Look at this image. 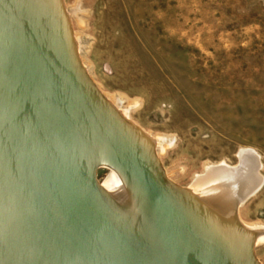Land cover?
<instances>
[{
  "label": "rangeland",
  "instance_id": "obj_1",
  "mask_svg": "<svg viewBox=\"0 0 264 264\" xmlns=\"http://www.w3.org/2000/svg\"><path fill=\"white\" fill-rule=\"evenodd\" d=\"M62 3L90 81L155 140L173 185L191 189L208 170H238L240 153L255 152L263 185L238 219L264 236V0ZM109 175L95 172L100 185Z\"/></svg>",
  "mask_w": 264,
  "mask_h": 264
},
{
  "label": "bare ground",
  "instance_id": "obj_2",
  "mask_svg": "<svg viewBox=\"0 0 264 264\" xmlns=\"http://www.w3.org/2000/svg\"><path fill=\"white\" fill-rule=\"evenodd\" d=\"M62 1L7 0L6 5L0 0V39L6 37L4 48H8L7 51L13 49L18 54L22 49L35 57L42 54L43 60L53 66L57 83L63 82L59 85L62 95L67 98L69 94L74 101L69 114L74 125L67 129L64 139L55 135L53 141L60 148H69L72 158L82 163V169L86 160L93 158L100 161L114 156L119 162V165L106 162L91 165L110 171L103 185L96 182L111 216L105 215L99 200L91 196L83 207L87 214L84 215L85 222L77 217L79 230L92 240L95 229L91 227L99 228L97 231L102 235L97 237L106 236L103 238L105 242H113L116 238L111 235V226L115 221L114 226L120 228L117 223L120 221L129 233L138 237L135 240L128 237L136 250L141 249L137 243L142 241L152 245L151 253L166 257L171 255L169 249L159 244L166 240L184 251L182 254L173 253L172 260L167 261L170 264H259L254 248L264 242V236L259 234L258 228L241 227L238 216L239 206L263 185L258 156L252 150H244L238 156L241 164L238 170L225 166L210 169L205 177L196 178L191 189L173 185L160 166L154 151L155 140L131 122L128 111H122L115 99L101 94V90L90 81L82 66L85 64L78 55L79 38L71 31L67 19L70 16L67 12L68 17H65ZM74 13L75 10L71 11L72 15ZM63 51L67 53L71 70L66 66ZM36 114L38 117L39 109ZM22 117L24 120L19 118L14 126L0 120V126L15 130L13 135L7 134L9 129L0 133V159H5L4 165L0 164L3 177V186L0 184V259L3 252L19 251L13 248L21 240L16 235L20 221L24 224L25 220L31 219L29 207L32 208L33 197L29 194L24 198L16 191V174L32 156L29 152L31 145L36 147L23 126L28 119ZM31 124L34 126L33 121ZM159 142L161 147L164 140L161 138ZM58 145L52 144L48 151L53 155L50 158L53 163L57 161L56 156H60ZM43 155L38 163L44 161L41 160ZM57 163L59 165L61 161ZM150 179L161 186L151 188ZM37 192L44 211L49 212L51 222L47 225L44 222V228L48 240L53 242L62 234L59 224L55 225L58 208L50 207L53 194L48 186H43L42 179L37 184ZM161 215L163 222L158 220ZM62 218L60 225L66 231L71 220ZM109 245L104 248L106 253L111 251ZM157 255L153 257L157 258Z\"/></svg>",
  "mask_w": 264,
  "mask_h": 264
},
{
  "label": "water",
  "instance_id": "obj_3",
  "mask_svg": "<svg viewBox=\"0 0 264 264\" xmlns=\"http://www.w3.org/2000/svg\"><path fill=\"white\" fill-rule=\"evenodd\" d=\"M2 3L7 5V0H2ZM12 11L15 12V9ZM10 15L12 14L10 13ZM5 39L6 37L0 39V103L3 105V108L0 109V120L14 126L19 118L24 120L22 116H25L28 121L24 122L23 126L26 132H29L27 134L33 139L36 147L31 145L29 152L32 156L27 159L28 162H25L26 164L20 167L21 170L16 174V191L24 198H27L29 194L30 197H33L30 204L32 208L29 207L31 219L25 220L24 224L20 221L16 235L21 240L17 247L15 245L13 248L19 249V251L3 252L0 264H170L167 261L172 260L173 253L182 254L184 251L178 250L176 244L173 245L166 240L159 244L169 249L171 253L169 256L151 253L152 245L142 241L137 243V246L141 248L137 251L134 245L128 241V237L132 240L138 239V237L129 233L120 221L117 223L121 229L114 226L115 221L112 223L111 235L116 238H112L113 242H105L103 238L106 236L102 239L97 237L102 235L97 231L99 228L91 227L95 229L92 232L95 238L92 240L85 237L79 230L76 225L77 217L85 222L84 215L86 213L83 207L87 205L91 196L99 200L104 214L111 216L107 209L109 207L106 206L107 204L97 190L95 172L99 168H92L91 165L99 162L119 165V162L115 160L114 156L111 159H101L100 161L93 158V160H86L84 168H88L84 171V168H81L82 163L72 158L69 148L66 149L64 146L60 148L58 143L53 141L56 140L55 135L64 139L68 132L67 129L74 125L69 116L74 101L69 94L67 98L62 95L59 85L63 82L60 79L59 84L57 83L53 66H50V62L43 60L42 54H36L35 57L22 49L18 50V54L13 49L7 51L8 48H4ZM62 55L67 68L70 69L67 53L63 51ZM37 109H39L38 117ZM32 121L34 126L31 124ZM0 128H3L0 129L2 134L6 133V129H9L7 134L15 133L14 129L4 126H0ZM52 144L59 146L60 156H56L55 163L50 161L53 155L48 153ZM42 153L44 155L41 160L44 161L38 163ZM58 161L63 163L62 167L61 163L58 165ZM67 162H72V164ZM4 163L5 159H0V164L4 165ZM75 164L77 168H75ZM131 171L134 172L133 167H131ZM13 174L15 177V172ZM134 174L136 175V172ZM39 179L43 180V186H48L53 194V202L50 207L58 208L55 225L59 224V231L62 234L59 239L53 242L48 240L44 228V222L47 225V222H51V220L49 212L47 213L43 209L39 196L40 191L39 194L37 192ZM150 182L153 184V186L151 185L153 189L161 186L151 179ZM0 184L3 186L1 172ZM2 186H0L1 189ZM159 212L162 214L161 211ZM63 216L71 220L69 221L70 227L66 231L60 225ZM158 220L163 222L162 215ZM102 225L104 224L102 223ZM164 225L167 226V224ZM113 232L118 233L114 234ZM107 236L108 239H111L109 235ZM107 244H110V253L104 251ZM154 254H158L157 258L153 257Z\"/></svg>",
  "mask_w": 264,
  "mask_h": 264
}]
</instances>
